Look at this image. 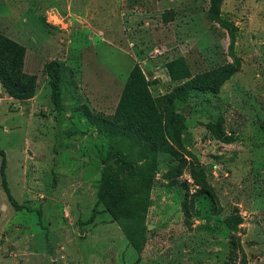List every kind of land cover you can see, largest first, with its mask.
<instances>
[{"label":"rangeland","instance_id":"374dc122","mask_svg":"<svg viewBox=\"0 0 264 264\" xmlns=\"http://www.w3.org/2000/svg\"><path fill=\"white\" fill-rule=\"evenodd\" d=\"M208 6L0 0V35L24 47L16 80L0 76V149L17 204L0 182V264H264V0L220 2V17L236 27L238 70L216 91L175 90L184 80L169 79L166 61L182 56L193 76L232 60ZM134 62L152 95H172L178 136L137 194L147 206L113 221L96 191L101 169L119 171L108 146L142 143L113 120ZM51 63L60 69L59 110L49 98ZM216 119L232 141L206 130Z\"/></svg>","mask_w":264,"mask_h":264},{"label":"trees","instance_id":"16d2710c","mask_svg":"<svg viewBox=\"0 0 264 264\" xmlns=\"http://www.w3.org/2000/svg\"><path fill=\"white\" fill-rule=\"evenodd\" d=\"M221 0H209L208 18L226 30L228 36V52L232 60L220 66L190 76L188 66L182 56L174 57L165 62L164 66L171 81L184 80L175 90L186 91L187 86L208 91H216L239 68V61L233 54L236 27L220 17L219 5ZM167 20V18H165ZM164 19V20H165ZM24 47L5 36L0 35V76L7 85H11L20 72ZM4 72H8L4 75ZM49 85V98L56 110L60 109V69L55 63L46 69ZM151 81L134 62L122 84L114 111L113 120L125 131H133L140 136L141 142L136 149L131 144L120 143L117 146H108L105 156L107 159L117 160L118 172L110 174L109 166L101 169L96 201L100 203L111 220L133 217L145 208L148 201L145 197L137 196L145 193L151 185V176L158 161V155L172 149L177 140V130L174 120L167 112L170 93L154 96L149 90ZM206 130L215 138L227 142L233 140L225 135L220 120L204 123ZM124 142V141H122ZM137 157V167L129 165V159ZM5 158L0 149V182L3 192L11 205L17 207L12 198L4 177ZM129 171L123 174L122 171ZM134 194V195H133ZM128 244L138 250L136 241L126 236Z\"/></svg>","mask_w":264,"mask_h":264},{"label":"crops","instance_id":"0c3cea01","mask_svg":"<svg viewBox=\"0 0 264 264\" xmlns=\"http://www.w3.org/2000/svg\"><path fill=\"white\" fill-rule=\"evenodd\" d=\"M128 246H130L129 244H128ZM131 247V246H130ZM132 248V247H131ZM133 249V248H132ZM134 250V249H133Z\"/></svg>","mask_w":264,"mask_h":264}]
</instances>
